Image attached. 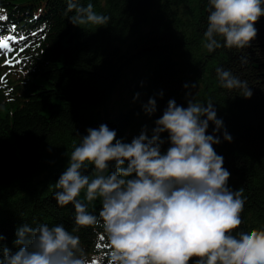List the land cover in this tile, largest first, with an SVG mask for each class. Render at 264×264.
Wrapping results in <instances>:
<instances>
[{"label":"trees","instance_id":"trees-1","mask_svg":"<svg viewBox=\"0 0 264 264\" xmlns=\"http://www.w3.org/2000/svg\"><path fill=\"white\" fill-rule=\"evenodd\" d=\"M88 2L110 17L106 27L73 26L65 0H0L3 8L28 12L31 20L39 14L35 26L45 22L28 73L15 64L0 69V243L14 248L16 230L24 223L63 224L71 231L74 207H58L50 188L69 163L66 153L101 124L126 143L145 128L151 137L171 100L184 107L190 99L215 104L232 142L224 140L223 130L214 133L212 123L207 134L221 140L213 147L230 172L228 187L244 190L241 230L264 229V16L243 52H209L203 39L208 0H81ZM27 21L23 15L25 27ZM139 65L147 101H156L155 113L149 116L134 104L112 113L115 94ZM217 68L247 81L251 99L222 88ZM162 139L166 152L167 134ZM99 209L97 201L89 211L98 215ZM78 235L90 257L108 264L102 229L82 228Z\"/></svg>","mask_w":264,"mask_h":264},{"label":"clouds","instance_id":"clouds-1","mask_svg":"<svg viewBox=\"0 0 264 264\" xmlns=\"http://www.w3.org/2000/svg\"><path fill=\"white\" fill-rule=\"evenodd\" d=\"M65 2L73 26L109 24L110 17L96 12L93 3ZM262 16L264 0H208L204 47L243 52ZM240 60L248 63L244 55ZM216 73L222 88L251 99L247 81L223 68ZM214 105L190 99L184 107L171 100L151 137L145 128L130 143L106 124L89 128L66 153L69 163L50 186L58 207H74V227L24 223L14 248L0 243V264H94L96 257L78 235L87 227L102 229L108 264H264V229L241 230L244 190L228 187L230 172L213 147L221 143L216 134L222 130L232 142ZM144 110L154 114L155 99ZM210 123L216 134H207ZM163 134L170 144L166 152ZM97 201L98 215L89 211Z\"/></svg>","mask_w":264,"mask_h":264},{"label":"rangeland","instance_id":"rangeland-1","mask_svg":"<svg viewBox=\"0 0 264 264\" xmlns=\"http://www.w3.org/2000/svg\"><path fill=\"white\" fill-rule=\"evenodd\" d=\"M139 67L140 68L127 73L126 79L122 82L111 103L110 111L112 113H116L120 108H125L130 104L142 107L148 104L146 95L143 91L145 86L143 67L142 65H139ZM125 110H127V108Z\"/></svg>","mask_w":264,"mask_h":264},{"label":"snow or ice","instance_id":"snow-or-ice-1","mask_svg":"<svg viewBox=\"0 0 264 264\" xmlns=\"http://www.w3.org/2000/svg\"><path fill=\"white\" fill-rule=\"evenodd\" d=\"M3 49H10V45L7 39L0 38V50H3ZM8 63L11 64L12 61L9 60ZM100 239L103 240L104 238L101 236ZM97 247H100V245H97ZM94 264H99V262L94 261Z\"/></svg>","mask_w":264,"mask_h":264}]
</instances>
